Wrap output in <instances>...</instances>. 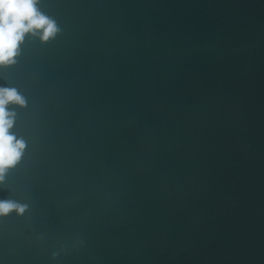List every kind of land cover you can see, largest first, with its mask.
<instances>
[{
  "label": "water",
  "instance_id": "95a60500",
  "mask_svg": "<svg viewBox=\"0 0 264 264\" xmlns=\"http://www.w3.org/2000/svg\"><path fill=\"white\" fill-rule=\"evenodd\" d=\"M39 7L58 33L0 68V264H264V0Z\"/></svg>",
  "mask_w": 264,
  "mask_h": 264
},
{
  "label": "clouds",
  "instance_id": "9594fccd",
  "mask_svg": "<svg viewBox=\"0 0 264 264\" xmlns=\"http://www.w3.org/2000/svg\"><path fill=\"white\" fill-rule=\"evenodd\" d=\"M39 4L40 0H0V68L16 63L26 36L46 42L58 33L55 20L44 14ZM10 105L22 108L26 100L16 88L0 85V183L20 162L26 149L24 138L11 131L17 113ZM25 210V205L0 200V217L13 211L23 214Z\"/></svg>",
  "mask_w": 264,
  "mask_h": 264
}]
</instances>
